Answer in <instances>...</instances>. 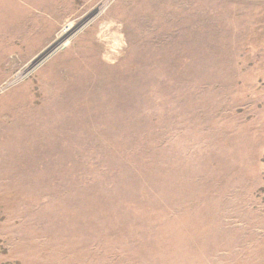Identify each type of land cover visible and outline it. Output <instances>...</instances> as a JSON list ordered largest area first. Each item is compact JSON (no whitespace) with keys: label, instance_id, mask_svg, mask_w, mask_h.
Returning <instances> with one entry per match:
<instances>
[{"label":"rangeland","instance_id":"obj_1","mask_svg":"<svg viewBox=\"0 0 264 264\" xmlns=\"http://www.w3.org/2000/svg\"><path fill=\"white\" fill-rule=\"evenodd\" d=\"M0 264H264V0H0Z\"/></svg>","mask_w":264,"mask_h":264},{"label":"bare ground","instance_id":"obj_2","mask_svg":"<svg viewBox=\"0 0 264 264\" xmlns=\"http://www.w3.org/2000/svg\"><path fill=\"white\" fill-rule=\"evenodd\" d=\"M68 31V30H67ZM60 38V37H59Z\"/></svg>","mask_w":264,"mask_h":264}]
</instances>
